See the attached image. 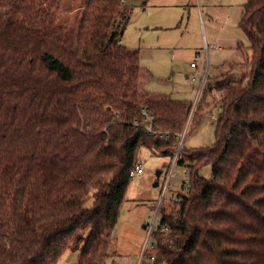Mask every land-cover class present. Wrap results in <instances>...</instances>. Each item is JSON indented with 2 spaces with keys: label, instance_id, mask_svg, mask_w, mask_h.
Wrapping results in <instances>:
<instances>
[{
  "label": "trees",
  "instance_id": "trees-1",
  "mask_svg": "<svg viewBox=\"0 0 264 264\" xmlns=\"http://www.w3.org/2000/svg\"><path fill=\"white\" fill-rule=\"evenodd\" d=\"M66 1L0 0V264H58L70 249L108 264L139 150L174 155L191 109L145 90L123 44L127 0H83L73 26L59 22ZM245 6L250 72L215 83V143L184 150L190 189L161 208L152 264H264V0Z\"/></svg>",
  "mask_w": 264,
  "mask_h": 264
},
{
  "label": "rangeland",
  "instance_id": "rangeland-1",
  "mask_svg": "<svg viewBox=\"0 0 264 264\" xmlns=\"http://www.w3.org/2000/svg\"><path fill=\"white\" fill-rule=\"evenodd\" d=\"M82 1L67 0L66 11L60 14L59 22L73 26L70 23L73 24L78 18L76 9L82 6ZM247 2L127 0L134 12L125 31L123 44L139 51L141 69L151 75L145 82V90L150 95L195 103L205 66L210 65L211 77L220 73L216 79L208 78L199 106V112L204 113V117L199 121L196 118L198 122L193 124L184 143L186 150H198L215 143L216 122L210 121L209 113L222 97L217 87L214 88L215 83L223 79L222 75L230 67L243 62L244 58V63L237 64L239 67L236 72L239 76L250 72L248 63L256 53H253L251 43L240 27ZM192 63L197 68L192 69ZM138 158L143 173L133 177L128 188L112 235L114 258L108 264H139L149 226L162 196V185L171 157H161L147 148H141ZM159 171L162 174L158 179ZM185 171L186 168L179 165L174 171L163 202V206L168 207L167 211L172 210L173 204L170 203L182 193V183L187 180ZM201 173L210 180L213 169L206 166ZM156 183H159L158 187ZM154 242L151 237L150 245ZM155 254L154 248L149 249L143 264L146 261L151 263L150 258ZM79 255V251L66 250L58 264H77Z\"/></svg>",
  "mask_w": 264,
  "mask_h": 264
},
{
  "label": "built area",
  "instance_id": "built-area-1",
  "mask_svg": "<svg viewBox=\"0 0 264 264\" xmlns=\"http://www.w3.org/2000/svg\"><path fill=\"white\" fill-rule=\"evenodd\" d=\"M192 67H196L194 63H192ZM208 79V72H207V69L204 70L203 74H202V80L201 81V85L199 87V90H198V98L197 100L195 101V103H192L191 105V109H190V112H189V115H188V119H187V122L186 124L184 125L183 129L178 133L177 135V139H178V145L176 147V150L174 151V155L171 156V161L169 162L168 164V169L166 171V174H165V177H164V181H163V185H162V188H163V191H162V196H161V199L159 200V203H158V206L156 208V214L152 220V223L150 224L149 226V229H148V237H147V240L143 246V249H142V252H141V255H140V259H139V264H143L144 262V259H145V255L147 254L148 250L149 249H152L154 248V245H150L149 243V240L151 237H153V234L156 230V227L158 225V219H159V216H160V211H161V208L163 207V202H164V199H165V192L168 188L169 185H171L170 183L172 182V179H173V176H174V171L176 170V167L179 165V161L182 159L183 157V152L185 150V146H184V143H185V140H186V137L188 136L190 130H191V127H192V123H193V119H194V115H195V112L197 110V107H198V104L201 100V95H203V92L205 90V87L207 85V80ZM220 112H222V107L220 105V103L215 106L212 111H210L209 115H210V118L214 121H218L219 119V114ZM144 116H145V119L146 121H151V116L149 115L148 111L147 110H144L143 112ZM139 124L136 123V126H138ZM149 134L150 133H154V135H159L160 137H163V136H167L168 134H164V133H157V132H154L152 130V127H148L147 128ZM186 168V175H187V180L185 182L182 183V193L183 194H187L189 192V189H190V185H191V177H190V170L188 169V167H185ZM143 173V167L140 163L136 164L134 169L131 171L130 173V176L133 178L135 177L136 175H140ZM165 231H167L166 229H164ZM151 261L154 260V257H151L150 258Z\"/></svg>",
  "mask_w": 264,
  "mask_h": 264
},
{
  "label": "crops",
  "instance_id": "crops-1",
  "mask_svg": "<svg viewBox=\"0 0 264 264\" xmlns=\"http://www.w3.org/2000/svg\"><path fill=\"white\" fill-rule=\"evenodd\" d=\"M244 61H245V58H244ZM244 61L243 62H241V63H236V65L237 64H242V63H244ZM209 66L210 65H207V66H205V68L207 69V72H208V78H210L211 76H210V74H209ZM191 68L192 69H195V68H197V66L194 68V67H192V64H191ZM227 70V69H226ZM141 72H142V83L143 84H146L145 82L148 80V79H150L151 78V75L148 73V72H146V71H143L142 69H141ZM203 74V73H202ZM220 74V73H219ZM219 74H217V75H215V76H213V77H211V78H215L216 79V77H219L220 75ZM187 79H189V76H187ZM208 80V79H207ZM209 81V80H208ZM207 88V87H206ZM213 88V87H212ZM214 88H215V86H214ZM209 118H210V115H209ZM210 121H212V122H217V121H214V120H212L211 118H210Z\"/></svg>",
  "mask_w": 264,
  "mask_h": 264
},
{
  "label": "water",
  "instance_id": "water-1",
  "mask_svg": "<svg viewBox=\"0 0 264 264\" xmlns=\"http://www.w3.org/2000/svg\"><path fill=\"white\" fill-rule=\"evenodd\" d=\"M161 174H162L161 171H159V172L157 173V178H158V179L160 178ZM155 186L158 187V186H159V183H156ZM144 228H146V226H144Z\"/></svg>",
  "mask_w": 264,
  "mask_h": 264
}]
</instances>
